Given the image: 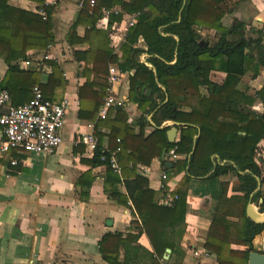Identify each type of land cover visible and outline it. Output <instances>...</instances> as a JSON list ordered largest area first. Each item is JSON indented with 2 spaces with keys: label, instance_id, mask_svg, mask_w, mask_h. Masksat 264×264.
I'll list each match as a JSON object with an SVG mask.
<instances>
[{
  "label": "crops",
  "instance_id": "1",
  "mask_svg": "<svg viewBox=\"0 0 264 264\" xmlns=\"http://www.w3.org/2000/svg\"><path fill=\"white\" fill-rule=\"evenodd\" d=\"M83 1L7 0L6 3L15 10L32 13L45 20L41 16L43 12L52 24L53 41L44 49H32L25 53L26 60L32 62L30 66H25L24 60L13 61L11 65L17 68L15 72L8 71L6 63L0 58V89H5L9 93L10 101L14 106H21L32 96L31 77L28 78L23 73L37 72V84L34 86L40 87L43 97L57 104L66 101L67 105L62 128V143L50 155L40 156L14 149L6 153L0 152V264H109L99 252L102 238L108 234L119 233L125 237L128 234L138 233L133 225L136 217L132 214L130 200L128 199L126 204L122 205L104 191L106 168L92 167L89 162L93 156L86 154L84 146L77 141L81 134L93 133L102 149L111 150L114 147L109 142V133L114 125L102 123L98 118V112L94 120L89 119L95 114L94 107H96L92 94L101 93L100 89L94 86L91 90H85L81 105L79 103V90L86 80L81 76V72L85 66L89 46L86 43L71 45L66 40V36ZM115 6L120 8L121 14L118 17L102 15L97 20L95 28L107 34L112 55L118 60V64H122L124 61L122 46L126 43L128 29L132 27L128 26V22L133 18L136 24V16L122 9L120 5ZM227 6L229 12H226L222 18L220 26L230 28L235 22H242L245 26L244 39H255L258 37L257 33H260L261 44L264 46V0H226L225 7ZM87 29V26H78L75 37L83 38ZM197 32L201 37L200 42H206L210 46L216 43L221 35L220 31L202 28H198ZM208 34H212L215 38L213 43H209L204 38ZM132 48L140 50L137 56L138 63L150 69L155 76V69L147 61L149 56L144 52L146 46L142 37H138ZM43 51L48 54V61L58 65L62 82L59 75L49 80L52 69L47 64L48 61L45 62L46 68L42 70L35 65ZM245 53L247 54L248 50ZM112 65L123 76L120 83L112 87L114 97L120 101L121 105L110 109L109 120L116 122L117 119L119 120L117 125L121 128L124 124L129 125L133 133L137 134L139 126L135 125V121L142 115L136 103L139 95L152 97L156 102L159 99L147 83L134 89L135 95L130 96V82L134 78L135 70L123 72L117 64ZM214 76H218V80L214 79ZM207 77L216 87L223 84L226 74L221 71H210ZM106 79L104 84L108 87ZM137 80L142 82L146 80V77L139 75ZM160 88L163 92L164 89ZM262 89H264V67L258 66L255 74L253 67L250 68L234 86V91L245 97L244 101H240L236 107L234 101L239 100L238 96L229 97L228 104L232 103V105L216 108L218 112H215L218 115L228 116L227 119L220 116L219 120L231 122L230 115L237 112L244 116L254 114L262 117L264 106L257 95ZM198 91L201 98H209L206 86H200ZM164 97L166 102L167 94H164ZM180 105L178 109L180 112L191 113L192 110L199 108L197 107L198 97L184 99ZM80 107L84 110L90 109L86 119L78 117ZM84 114H86L85 111ZM153 114L154 112L146 115L149 126L145 127L144 134L148 135L154 129L168 127L167 131H169L171 128H176L172 143H177L180 140L179 128L186 124L164 121L156 126L152 121ZM118 115L119 118H117ZM174 123H178L179 126H175ZM194 127L196 134L193 136L192 148L187 155L175 153L176 157L172 158L167 152L162 156L165 165H162L160 159L155 157L148 165L136 167V173L146 178L149 188L158 192L159 204L163 197L162 186L172 192L178 191L185 194L186 213L184 222L179 227L183 232L180 238L175 240V251L169 249L170 253L167 255L165 250L168 248L164 249L161 259H157L158 264H217L215 255L204 248L212 219L220 205H223L220 202L223 191H225L226 199L242 196V193L235 192L233 189L238 185V180L233 173L228 172L215 178L207 177L216 166L228 164L234 166L233 160L221 158L216 152L207 157V146L212 144L214 137L210 139L207 136L210 142L209 139H207L208 143L204 142L206 150L200 159L202 161L204 158L205 161L206 157L209 158L212 169L208 175L203 178L190 176L187 183L183 182V178L188 176V165L177 173L174 164L184 160L188 164V159L194 153L195 140L201 134L200 128ZM245 136L246 133L239 130L235 132L233 138L228 135L220 143L224 145L223 141H227L229 145L236 148L240 137ZM2 141L3 133L0 128V143ZM258 152L264 153V137L256 145L254 160ZM13 160L18 163L12 166L10 162ZM167 163H170L171 167H167ZM258 167L261 170V179L256 178V181L257 184L259 183L258 189L261 188L264 191V159ZM88 172L90 176H84ZM162 173L167 175L166 181L161 180ZM238 173L242 174L240 171ZM121 182L118 191L126 195L122 178ZM254 204L260 211L255 200ZM230 220L238 222L237 219ZM239 223L241 224V221ZM117 241L116 238L110 239L105 247L108 254L116 257V264H151V257L155 255L151 256L152 247L144 234L131 243V247L137 249L127 258L125 250ZM252 245L254 252L264 255V231L253 239ZM231 249L244 250L245 247L232 245Z\"/></svg>",
  "mask_w": 264,
  "mask_h": 264
},
{
  "label": "trees",
  "instance_id": "2",
  "mask_svg": "<svg viewBox=\"0 0 264 264\" xmlns=\"http://www.w3.org/2000/svg\"><path fill=\"white\" fill-rule=\"evenodd\" d=\"M91 1L94 2L93 6H90ZM6 3L7 0H0V58L6 63L8 71L15 72L17 68L11 65L13 61L19 59L25 61L27 51L44 49L52 43V24L49 18L43 20L35 14L15 10ZM115 5H120L122 9L136 16V24L128 29L126 43L122 46L124 59L122 64H118V60L112 55L107 34L95 28L97 20L102 16L101 8H111ZM223 5L226 6V0H128V2L127 0L125 2L84 0L68 30L66 40L71 45L86 43L89 46L85 66L81 72V76L86 80L79 90L80 105L85 90H91L95 86L101 91L99 94H92L96 107H94L95 114L89 119L94 120L103 103L108 88L104 84V79L108 74V66L112 64H117L123 72L135 70L134 78L130 82V96L135 95L134 89L147 83L159 99L156 102L152 97L139 95L136 103L142 115L135 121V125L139 126L137 134L133 133L129 125L124 124L121 128L117 125L119 122L117 119L116 122L110 121V109L106 117L100 119L105 125H114L109 133L110 145L114 147L106 150L98 143L89 163L92 167L106 168L104 191L113 200H117L122 205L130 200L132 214L136 217L133 225L138 230L136 235L128 234L123 237L117 233L102 238L99 252L109 264L117 263L116 257L108 254L105 248L107 242L114 238L125 250L127 258L137 249L131 247V243L144 234L152 247L151 256L155 255L151 257V264H158L157 259H161L164 249L175 251V240L180 238L183 232L179 227L183 224L186 213L185 194L175 191L173 193L178 196V201L173 206L160 205L158 192L149 188L146 178L136 173V167L148 165L155 157L165 165L162 156L171 150L176 154L187 155L192 148L193 136L196 134L194 126H198L201 130L199 138L194 143L196 146L194 153L188 159V164L185 160L174 164L177 173L188 165V176L183 178V182L187 183L190 176L197 178L207 176L212 169L207 157L216 152L221 158L233 160L234 166L229 164L216 166L207 177L215 178L231 172L238 180V185L233 188L234 191L242 193V196L226 199L223 191L220 198L223 205H220L212 219L204 248L215 255L217 264H248L249 254L254 252L252 241L264 231V224H255L245 216L246 204L253 193L259 210L264 211V191L261 188L257 189L256 181V178L261 179V170L254 160L256 145L264 137V115L244 116L237 112L230 115L232 121L228 122L219 120L220 116L224 119L228 116L216 113L218 106L222 108L232 105V103L228 104L232 95L239 98L234 101L236 107L240 101H244L245 97L237 94L234 86L250 68L253 67L255 74L258 66L264 67V46L261 44L260 33H257L258 37L255 39H244L245 26L242 22H235L230 28L220 26L222 18L226 12H229L228 6ZM80 25L87 26L88 29L85 30L83 38L77 39L76 28ZM198 28L220 31V38L212 46L203 41V45L200 46L201 37L197 32ZM138 37H142L145 43L144 52L149 56L148 63L155 69V76L150 69L138 63L137 56L140 50L132 48ZM246 50H248L247 54ZM47 64L52 69L49 80L59 75L62 82L58 65L53 61H48ZM210 71H221L226 74L221 86L215 87L209 82L207 76ZM24 73L26 77H31L33 88L37 84L38 73L31 71ZM139 75H144L146 80L142 82L137 80ZM200 86H206L209 92L208 99L201 98L198 91ZM160 87L164 89L163 92ZM164 94H167L166 102H164ZM257 95L264 106V89ZM194 97H198L199 108L192 110L191 113L178 110L184 99ZM88 112L90 109L84 110L80 107L78 117L86 119ZM152 112H154L152 121L156 126L164 121L186 124L179 128L180 140L177 143L167 141L168 127L154 129L148 135L144 134L145 127L149 126L146 115ZM239 130H243L246 136L240 137L236 148L227 141H223L224 145L220 143L228 135L233 138L235 132ZM207 136L210 139L214 137V140L207 146L208 154L207 157L205 156V161L204 158L200 161L206 150L204 142L208 143ZM117 149L119 151H116ZM111 155L117 160L119 174L110 166ZM84 176L89 177L90 173ZM121 178L126 195L118 191V186L122 183ZM230 219H237L238 222ZM232 245L245 249L233 250Z\"/></svg>",
  "mask_w": 264,
  "mask_h": 264
},
{
  "label": "built area",
  "instance_id": "3",
  "mask_svg": "<svg viewBox=\"0 0 264 264\" xmlns=\"http://www.w3.org/2000/svg\"><path fill=\"white\" fill-rule=\"evenodd\" d=\"M118 1V0H115ZM94 2H90L93 6ZM101 14L104 17L115 16L121 14L118 6L112 8H102ZM41 16L46 19L45 14L41 12ZM134 25V19H130L128 26ZM41 58L35 64L40 70L45 69V62L49 60L48 54L41 52ZM30 60H25L24 65L30 66ZM122 73L114 66H108L106 95L103 103L98 111V118L104 119L109 109L120 106V101L114 97L113 85L120 83ZM31 99L21 106H14L10 101L9 93L5 90H0V128L3 133V141L0 143V152L6 153L11 149L19 150L24 153L37 154L40 156L50 155L62 143V128L64 124V116L66 110V101L61 103H52L43 97L42 91L38 85L33 86ZM78 143L84 146L86 154L93 156L97 147L98 141L93 133L81 134ZM119 142V140H117ZM116 151H119L117 149ZM169 156L175 158L173 150L168 152ZM264 159V153L256 154L255 162L261 164ZM18 162L13 160L10 164L16 165ZM111 168L119 172L117 160L114 155H111L109 161ZM162 181L167 180V175L162 173L160 176ZM162 186L163 197L160 204L165 207H171L178 201V196L170 189H165Z\"/></svg>",
  "mask_w": 264,
  "mask_h": 264
},
{
  "label": "water",
  "instance_id": "4",
  "mask_svg": "<svg viewBox=\"0 0 264 264\" xmlns=\"http://www.w3.org/2000/svg\"><path fill=\"white\" fill-rule=\"evenodd\" d=\"M199 45H203V42H200ZM175 126H179L178 123H174ZM176 135V128H171L169 131H167V139L170 143L173 142V139ZM167 167H171L170 163L166 164ZM259 188V183L257 184V189ZM254 193L250 195L249 200L247 202L246 208H245V216L254 222L255 224H264V211L259 212L256 210V207L254 205ZM165 253L168 255L170 253V250H165ZM167 257V256H165ZM248 264H264V255L258 252H251L249 254L248 258Z\"/></svg>",
  "mask_w": 264,
  "mask_h": 264
},
{
  "label": "rangeland",
  "instance_id": "5",
  "mask_svg": "<svg viewBox=\"0 0 264 264\" xmlns=\"http://www.w3.org/2000/svg\"><path fill=\"white\" fill-rule=\"evenodd\" d=\"M209 43H213L214 41H215V38L212 36V34H208V35H206L205 37H204ZM214 79H216V80H218V76H214L213 77ZM255 205V204H254ZM256 207V210L258 211V208H257V206H255ZM260 212V211H259Z\"/></svg>",
  "mask_w": 264,
  "mask_h": 264
}]
</instances>
